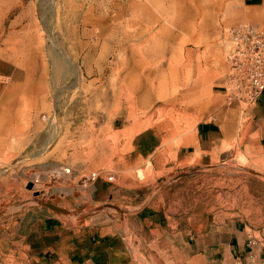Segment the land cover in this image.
Returning a JSON list of instances; mask_svg holds the SVG:
<instances>
[{
    "label": "rangeland",
    "instance_id": "374dc122",
    "mask_svg": "<svg viewBox=\"0 0 264 264\" xmlns=\"http://www.w3.org/2000/svg\"><path fill=\"white\" fill-rule=\"evenodd\" d=\"M262 2L24 0L2 16L0 264H39L53 227L113 240L104 264H190L189 231L219 210L264 236V151L245 136L250 106L241 115L223 89L229 31L247 22L264 30ZM88 9L102 20L83 24ZM126 94L135 100H117ZM202 121L224 124L234 143L181 161ZM144 129L158 147L138 157L133 137ZM56 165L72 174L54 177ZM93 173L104 180L96 196ZM154 210L168 216L160 229L145 220Z\"/></svg>",
    "mask_w": 264,
    "mask_h": 264
},
{
    "label": "crops",
    "instance_id": "0c3cea01",
    "mask_svg": "<svg viewBox=\"0 0 264 264\" xmlns=\"http://www.w3.org/2000/svg\"><path fill=\"white\" fill-rule=\"evenodd\" d=\"M262 3V0H242L243 6L252 10L258 9ZM238 107L243 115L245 110L239 105ZM246 115L250 116L245 122L246 139L255 140L257 147L264 151V94L258 103L249 107ZM89 122L80 121L78 125H86ZM115 122L112 124L114 125ZM156 137L152 129L140 130L133 137L134 149L137 153L135 155L149 157L155 153L158 147ZM235 137L220 122L202 121L198 123L192 136L184 141L178 156L181 161L219 156L227 146L234 143ZM88 181L94 186L93 195L96 196L95 192L101 190L99 184L103 186L104 180L99 176L96 179L89 177ZM153 212L145 220L159 228L164 219L165 222L168 220V216L162 215L159 210ZM234 215V212L219 210L206 217L203 216L192 226L186 243L189 250L188 257L191 259L190 264H234L237 262L243 264L263 262L264 264L262 230L253 225L249 218ZM53 228V231L47 233L50 242L43 251L44 255L40 258L39 264H104L114 250V246H111L113 240H94L86 231L75 237H66L61 232H57V228ZM158 228L155 231H158ZM166 231L170 230L165 228V233Z\"/></svg>",
    "mask_w": 264,
    "mask_h": 264
},
{
    "label": "built area",
    "instance_id": "2783aa9c",
    "mask_svg": "<svg viewBox=\"0 0 264 264\" xmlns=\"http://www.w3.org/2000/svg\"><path fill=\"white\" fill-rule=\"evenodd\" d=\"M224 91L230 102L243 109L258 103L264 94V30L255 23H241L229 31ZM72 169L62 167L54 177L70 176ZM100 175L93 173L91 178ZM113 176L108 178L109 181Z\"/></svg>",
    "mask_w": 264,
    "mask_h": 264
},
{
    "label": "bare ground",
    "instance_id": "6f19581e",
    "mask_svg": "<svg viewBox=\"0 0 264 264\" xmlns=\"http://www.w3.org/2000/svg\"><path fill=\"white\" fill-rule=\"evenodd\" d=\"M43 1V0H42ZM45 1H47V0H45ZM54 1V0H53ZM88 1V0H87ZM56 2V1H55ZM24 3V0H0V20H2V16H6V14H8L13 8H15L16 6H21L22 4ZM211 3H213V2H211ZM46 4V3H45ZM59 4V3H58ZM47 6V5H46ZM52 6V5H51ZM60 6V5H59ZM209 6V5H208ZM212 6H214V5H212ZM211 6V7H212ZM43 7V6H42ZM61 7V6H60ZM87 7V6H86ZM210 7V9H212ZM45 8V7H44ZM50 8V7H49ZM52 8V7H51ZM75 8V7H74ZM180 8V7H179ZM64 9V8H63ZM86 9V8H85ZM57 10V9H56ZM59 10H61V8L59 9ZM65 10V9H64ZM75 10V9H74ZM74 10H73V12H74ZM44 11H46V10H44ZM44 11H43V13H44ZM62 11V10H61ZM61 11H59V13L61 12ZM91 11H94V9H88L87 11H86V13H85V15L83 16V20H82V22H83V24H88V23H92V22H94V21H99L100 19L102 20V17H97L96 15H94V14H92V12ZM53 12H55L54 10H53ZM67 12V11H66ZM49 13V12H48ZM56 13V12H55ZM55 15V14H54ZM69 15V14H68ZM68 15H66V16H68ZM74 14H72L71 16H73ZM48 17V16H47ZM56 17V16H55ZM25 17H24V14H19V17H17L16 18V20L13 22V26H15L16 24H17V22H22V20L24 19ZM68 18H70L69 16H68ZM81 18V16L80 15H76V16H74V17H72V18H70V19H75V20H79ZM48 19V18H47ZM70 19H68V20H70ZM129 19V18H128ZM130 21V20H129ZM47 22V21H46ZM56 22V21H55ZM72 23V22H71ZM98 23V22H97ZM137 23V22H136ZM46 24V23H45ZM96 24V23H95ZM131 25H133V24H131ZM91 26V25H90ZM47 28H48V26H47ZM49 32V31H48ZM53 34V33H52ZM51 34V35H52ZM101 35V34H100ZM53 36H55V35H53ZM40 37V36H39ZM51 37V36H50ZM26 38V37H25ZM51 40L53 41L54 39L51 37ZM52 43V42H51ZM140 43V42H139ZM53 49V48H52ZM51 49V50H52ZM50 50V49H49ZM55 52V51H54ZM48 53H51V51L50 52H48ZM53 54H55V53H53ZM50 55V54H49ZM54 56H56V55H54ZM62 56V55H61ZM60 56V57H61ZM59 57V58H60ZM64 59V58H63ZM59 60H61V59H59ZM63 61V60H62ZM57 62V61H56ZM62 66V65H61ZM61 72H63V71H61ZM74 72V71H73ZM153 72V71H152ZM162 84V89L164 88V87H168L167 86V82L165 81L164 83H161ZM148 90V89H147ZM145 91H146V89H145ZM152 91H156L155 90V88H154V86L152 85ZM121 93V92H120ZM145 93V92H144ZM147 94V93H146ZM144 96H145V94H144ZM170 95H168L167 96V93H165V95H159V97L160 98H158V100H160V99H162L160 102H161V105H167V101H171V97H169ZM135 97L133 96V97H131L130 96V94H126V96H117V100L119 101V102H121V100L123 99V100H133ZM41 100V99H40ZM135 100V99H134ZM144 101H145V99H143ZM173 100V99H172ZM56 102V101H55ZM128 104V103H127ZM132 105V104H131ZM134 105H135V103H134ZM127 107H129V106H127ZM135 107V106H134ZM155 109V108H154ZM180 112V111H179ZM120 116L119 117H121L122 118V113L121 112H119L118 113ZM122 121H129V120H126L125 119V117L122 119ZM56 131V130H55ZM55 134V133H54ZM49 137V136H48ZM44 142V141H43ZM46 147V146H45ZM58 164V163H57ZM60 164V163H59ZM56 168H58V169H60V167L58 166V165H56L55 166ZM62 167V166H61ZM49 168H50V166H49ZM50 170V169H49ZM29 171V170H28ZM26 173V172H25ZM34 173V172H33ZM30 175V174H29ZM31 177V176H30ZM52 178V177H51ZM52 180V179H51ZM43 187V186H42ZM57 187V186H56ZM59 189V188H58ZM79 189V188H78ZM57 190V189H56ZM44 191V190H43ZM27 192V191H26ZM26 202V201H25Z\"/></svg>",
    "mask_w": 264,
    "mask_h": 264
},
{
    "label": "water",
    "instance_id": "95a60500",
    "mask_svg": "<svg viewBox=\"0 0 264 264\" xmlns=\"http://www.w3.org/2000/svg\"><path fill=\"white\" fill-rule=\"evenodd\" d=\"M29 188H32V185H29Z\"/></svg>",
    "mask_w": 264,
    "mask_h": 264
}]
</instances>
